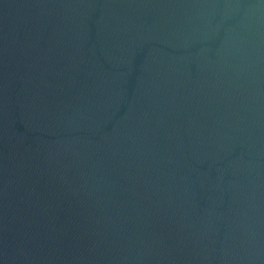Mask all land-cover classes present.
Returning a JSON list of instances; mask_svg holds the SVG:
<instances>
[{
  "label": "water",
  "instance_id": "95a60500",
  "mask_svg": "<svg viewBox=\"0 0 264 264\" xmlns=\"http://www.w3.org/2000/svg\"><path fill=\"white\" fill-rule=\"evenodd\" d=\"M0 264H264V0H0Z\"/></svg>",
  "mask_w": 264,
  "mask_h": 264
}]
</instances>
